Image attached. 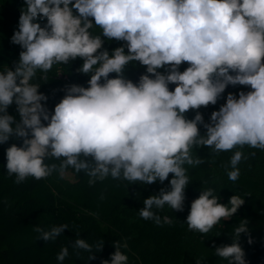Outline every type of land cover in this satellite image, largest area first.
<instances>
[{
	"label": "clouds",
	"instance_id": "clouds-1",
	"mask_svg": "<svg viewBox=\"0 0 264 264\" xmlns=\"http://www.w3.org/2000/svg\"><path fill=\"white\" fill-rule=\"evenodd\" d=\"M25 4L11 38L22 49L19 60L0 71V145L14 137L22 141L6 149L7 174L15 176V183L53 174L63 178L68 169L86 175L90 186L108 178L164 184L171 175L170 190L162 188L144 199L139 210L142 219L160 225L158 212L165 205L176 212L185 209L190 183L186 165L204 163L193 149L232 152L227 175L233 182L247 159L243 149L264 151V0ZM41 21L46 23L42 26ZM106 40L123 46L109 52ZM77 59L83 61L77 72L90 77L88 86H66L63 99L50 111L49 97L34 79L42 73L47 80L54 66ZM137 63L146 71L134 82L126 69ZM184 64L188 67L181 71ZM229 86L250 90L238 97L229 93L205 122L199 110L216 105ZM13 105L19 119L9 114ZM190 111L196 112L193 119L187 117ZM219 199L212 187L201 191L186 218L189 231L206 235L245 203L239 195L230 198V206ZM163 222L170 221L165 216ZM67 229L62 224L34 230L40 233L38 240L55 242ZM248 232L244 220L235 227L233 242L215 247V254L228 264H247L240 237ZM71 247L101 252L104 241L76 239ZM113 247L110 264H128L122 251L127 244L118 241ZM68 257L65 246L56 259L63 264Z\"/></svg>",
	"mask_w": 264,
	"mask_h": 264
},
{
	"label": "trees",
	"instance_id": "trees-1",
	"mask_svg": "<svg viewBox=\"0 0 264 264\" xmlns=\"http://www.w3.org/2000/svg\"><path fill=\"white\" fill-rule=\"evenodd\" d=\"M25 7V0H0V40L6 51L5 55L0 56V71L6 67H14L19 60L22 49L11 43V38L18 30L21 10ZM41 23L43 26L46 21ZM99 31L95 30L96 33ZM105 44L109 52L123 46V42L115 40H106ZM59 66L70 67L73 78L78 77L77 84H87L89 79L79 75L76 61ZM128 69L134 72V82L146 71L138 63L129 65L126 73ZM44 82L55 91H61L65 87L64 82L54 77H47ZM174 87L175 85H170V89L174 90ZM238 88L245 87L229 86L225 93ZM46 107L54 112L49 105ZM214 107L215 105H209L200 111L212 113ZM9 114L19 119L15 105L9 108ZM13 143L20 146L22 141L14 137L8 143L0 145V264H59L56 257L65 246L69 248V257L63 264H102L104 260H109L110 264V257L116 251L113 244L118 241L127 244V248H122V251L129 257L128 264H216L218 260L228 264L226 260L218 257L215 251L207 249L208 243L204 239H198L195 243L201 251L200 257L196 259L190 256L186 240L191 231L173 213L160 210V225L142 219L139 210L144 207V199L152 195L139 193L136 182L108 178L90 186L86 175L69 169L75 177V182L53 174L45 180L29 178L23 183H15V176L9 177L6 169V149ZM247 149L245 147L243 151ZM193 153H209L212 155L213 165L218 170L230 169L232 152L217 154L203 148L193 149ZM202 165L208 167L205 162ZM206 180L219 196L220 203L230 206V198L234 195H239L245 200L237 214L228 220H222L211 231L218 237L227 238L220 240L217 247L230 245L234 239L235 227L246 220L249 232L241 235L240 244L245 251L247 264H264V199H258L260 183L240 175L237 181L228 179L218 188L212 180ZM162 188L170 190V183L160 187V190ZM185 194V203H191L194 196L189 191ZM130 195L135 196L132 204H129ZM165 216L170 222H163ZM98 217L109 221L110 226L106 230L101 228ZM62 224H67L68 229L55 242L38 240L40 233L34 229L47 231L54 225ZM73 233L77 239H84L90 244L104 241L103 251L96 252L93 249V252L89 253L73 249ZM249 239L252 240L251 244ZM90 255H95L96 259L90 260Z\"/></svg>",
	"mask_w": 264,
	"mask_h": 264
},
{
	"label": "rangeland",
	"instance_id": "rangeland-1",
	"mask_svg": "<svg viewBox=\"0 0 264 264\" xmlns=\"http://www.w3.org/2000/svg\"><path fill=\"white\" fill-rule=\"evenodd\" d=\"M105 48H107L106 44H105ZM5 54H6V51L4 50L3 44L0 40V56H3ZM76 62L78 63V68L83 63V61L80 59H77ZM187 67L188 65L184 64L181 66L180 70L183 71ZM161 71L163 72L164 70L162 69ZM43 75L44 74L42 73H38V76L34 79L33 82L39 83L41 85L40 87L41 93L49 97L46 105H49L53 109L55 105L58 104L63 99L65 95V92L63 91V89H65L66 86L73 85V84L80 85L76 83L78 77L73 78L70 67L63 68L57 65V66H54L52 71L46 74L47 77H54L65 83V87L61 91H55L49 86H47L44 82V79L42 78ZM79 75H83V74L79 73ZM83 76L87 77V79H90L89 76H86V75H83ZM126 76L129 79L133 80L134 72L131 69H128ZM82 86L87 87L88 84L82 85ZM241 91L247 92L249 90L246 88H238L237 90L233 92H226L222 94V98L218 100L217 104L214 107V111H218L220 106L226 103V98L229 93L235 94L238 97V94ZM200 112L203 114L205 122H209L211 113H206V111L204 110H201ZM195 115H196L195 111H190L189 113H187V117L189 119H193ZM204 132H205V129L201 127V133L203 134ZM244 152H245V155L247 156V159L243 160L241 164L238 166L240 168V175L254 179L255 181L260 183V190L258 191V199L259 201H262L264 199V151L259 150V149L248 148ZM193 155L194 157L199 156L200 158H202L204 162L207 163L208 167L205 168L202 164L196 167H189L186 165V168L188 169L189 180H190V183L186 191H189L194 196L192 199V202L199 197V195L201 194V191H203L207 187H210V184L207 183V180H206L207 178L212 180V183H214L218 188L221 187L224 183H226L229 179L227 175V171H220L213 165L212 155H210L209 153L202 154V155H195L193 153ZM230 170L231 169H229L228 171ZM64 178L69 180L70 182H75V177L69 169L67 170ZM171 178L172 177L170 175L169 181H165L164 184H160L159 182H157L156 184H153V185H147V184L137 181L136 185H137L139 193L141 194L148 193L150 195H158L160 192V187H162L166 183H169ZM134 199H135V196L130 195L129 204H132ZM191 203H185V209L182 212H176L175 210L171 209L167 205H165L163 211L173 213L179 221L187 225L186 218L190 212ZM97 219L103 230H106L110 226L109 221L101 217H98ZM76 239L77 237L73 233L72 234L73 243L75 242ZM198 239L206 240L208 243L207 249L213 252L215 251V247L218 246L219 241L222 239H227V238L218 237L217 235L213 234L211 231L206 235L191 231L186 240V247H187L188 254L196 259H198L201 254V251L195 245L196 240ZM228 241H232V240H228ZM216 264H226V263L218 260Z\"/></svg>",
	"mask_w": 264,
	"mask_h": 264
}]
</instances>
